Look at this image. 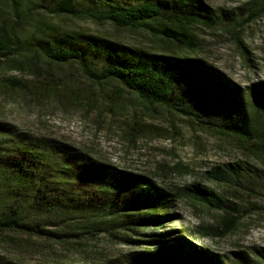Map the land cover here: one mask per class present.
I'll list each match as a JSON object with an SVG mask.
<instances>
[{"label":"trees","instance_id":"1","mask_svg":"<svg viewBox=\"0 0 264 264\" xmlns=\"http://www.w3.org/2000/svg\"><path fill=\"white\" fill-rule=\"evenodd\" d=\"M11 1L18 12L44 10L154 38L163 52L54 28L43 36L32 34L30 45L54 64H76L95 82L115 84L113 93H128L150 107L177 112L200 129L237 140L240 149L264 163V80L242 86L196 55L204 29L231 34L246 51L241 34L264 17V0L233 10L215 9L205 0ZM8 50L9 35L0 27V61ZM88 151L0 124V183L20 201L7 207L0 199V233L24 228L43 232L22 224L21 209L28 205L40 214L85 222V227L72 224L84 230L79 235L44 232L61 242L80 234L94 239L105 234L110 241L135 249L122 259L95 264H226L225 256L198 245L183 229L165 228L181 219L174 208L180 197H186L223 212L218 225L206 227L204 234L227 236L239 218V209L227 197L198 182L161 187L150 177L96 160ZM261 172L262 168L241 160L210 167L205 174L215 183L237 186L242 179L261 178Z\"/></svg>","mask_w":264,"mask_h":264},{"label":"rangeland","instance_id":"2","mask_svg":"<svg viewBox=\"0 0 264 264\" xmlns=\"http://www.w3.org/2000/svg\"><path fill=\"white\" fill-rule=\"evenodd\" d=\"M205 1L215 9L233 10L253 0ZM14 5L11 0H0V27L10 38V50L0 61V124L89 150L96 160L150 177L161 187L193 182L210 186L239 209L238 225L232 232L223 237L204 234L224 214L186 197H180L174 208L181 219L165 229H183L198 245L225 256L226 264H264V172L261 178L242 179L237 186L215 183L205 174L210 167L241 160L264 171L260 157L240 149L237 140L196 127L177 112L150 107L128 93H113L115 84L95 82L76 64H54L38 52L41 49L30 45L32 34L43 36L45 31L52 32L49 28L95 34L152 52H163L161 44L144 32L120 31L44 10L18 12ZM200 36L197 57L213 63L242 86L264 80V17L242 32L246 51L224 31L204 29ZM10 189L0 185V199L7 207L20 202L10 197ZM21 210L22 224L43 232L25 228L1 232L0 264H95L135 251L110 241L105 234L95 239L86 234L81 237L84 230L72 225L85 227L80 218L67 222L28 205ZM44 232L64 237L81 234L61 242Z\"/></svg>","mask_w":264,"mask_h":264}]
</instances>
